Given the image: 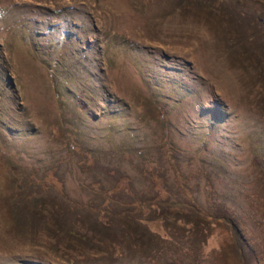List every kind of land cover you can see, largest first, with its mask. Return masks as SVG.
<instances>
[{"label":"rangeland","instance_id":"rangeland-1","mask_svg":"<svg viewBox=\"0 0 264 264\" xmlns=\"http://www.w3.org/2000/svg\"><path fill=\"white\" fill-rule=\"evenodd\" d=\"M0 264H264V0H0Z\"/></svg>","mask_w":264,"mask_h":264},{"label":"trees","instance_id":"trees-1","mask_svg":"<svg viewBox=\"0 0 264 264\" xmlns=\"http://www.w3.org/2000/svg\"><path fill=\"white\" fill-rule=\"evenodd\" d=\"M151 176H152L154 185L159 190V194L158 195H160L163 192V180H162V177L160 175L156 174V173H152ZM127 179H128V177L121 176L117 180L116 184L109 191L114 192V191H118L120 189H124L127 186V184H128V180ZM179 212H181L180 208H178L177 206H170L168 208V214H163V213L162 214H158V216L156 217V220L163 218L165 215H170V216L176 215V213H179Z\"/></svg>","mask_w":264,"mask_h":264}]
</instances>
